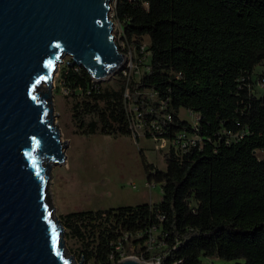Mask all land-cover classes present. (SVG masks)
I'll return each mask as SVG.
<instances>
[{
    "label": "trees",
    "instance_id": "16d2710c",
    "mask_svg": "<svg viewBox=\"0 0 264 264\" xmlns=\"http://www.w3.org/2000/svg\"><path fill=\"white\" fill-rule=\"evenodd\" d=\"M114 13L141 60L149 39L148 71L136 81L124 68L115 88L68 63L62 83L83 134L138 139L133 103L149 138L187 132L199 140L184 152L171 149L166 171L144 159L147 182L161 186L159 203L64 216L83 259L113 264L125 252L161 264H264V95L253 88L264 66V0H117ZM259 80L264 85V71ZM181 110L199 116L197 128ZM150 229L157 241L148 249Z\"/></svg>",
    "mask_w": 264,
    "mask_h": 264
},
{
    "label": "water",
    "instance_id": "95a60500",
    "mask_svg": "<svg viewBox=\"0 0 264 264\" xmlns=\"http://www.w3.org/2000/svg\"><path fill=\"white\" fill-rule=\"evenodd\" d=\"M111 11V0H0V264H77L49 200L51 169L69 146L53 80L65 57L96 83L125 68Z\"/></svg>",
    "mask_w": 264,
    "mask_h": 264
},
{
    "label": "rangeland",
    "instance_id": "374dc122",
    "mask_svg": "<svg viewBox=\"0 0 264 264\" xmlns=\"http://www.w3.org/2000/svg\"><path fill=\"white\" fill-rule=\"evenodd\" d=\"M116 1L111 0L110 13L111 20L114 22V33L117 41L126 51L127 74L138 81L140 76L148 71L149 39H144L141 54L145 58L141 60L136 45L126 40L121 24L115 19ZM70 61V57H65L59 65L52 90L54 120L60 128L62 141L69 143L64 152L66 157L64 166L56 165L51 169L49 200L57 218L64 227V216L73 212L159 203L162 198L161 186L147 182L143 162L146 159L148 164L153 165L156 170L166 171V155L169 153V146L163 147L159 139L147 136L137 116L135 105L129 101L128 111L133 115V131L138 139L135 136L83 134V130L73 117V105L76 100L67 93L62 83L61 73ZM263 71V65L257 66L254 71L253 88L256 96L264 95V85L259 80V75ZM114 78L115 76L103 81V85L117 88ZM179 116L181 120L187 121L192 126L198 121V116L187 110H181ZM258 156L264 158V153H258ZM64 231L65 248L74 257L75 262L80 264L83 259L81 244L69 235L66 227ZM142 261L157 264L155 259ZM83 264L90 263L84 259ZM113 264L118 262L114 261ZM202 264L231 263L217 258H203Z\"/></svg>",
    "mask_w": 264,
    "mask_h": 264
},
{
    "label": "built area",
    "instance_id": "2783aa9c",
    "mask_svg": "<svg viewBox=\"0 0 264 264\" xmlns=\"http://www.w3.org/2000/svg\"><path fill=\"white\" fill-rule=\"evenodd\" d=\"M116 42H118L117 41V37H116ZM120 47H121V45H120ZM122 49L125 50L124 48H122ZM142 49H143V47H142ZM123 53H126V51L123 52ZM151 97H153V96L151 95ZM136 110H137V116L140 118L139 121H140L141 124H143V127L146 130L145 124L143 123L141 114H140L139 109L137 107H136ZM131 116H132V121H133V115L131 114ZM165 119L171 121V116L166 115L165 116ZM198 123H199V116H198V121H197L196 125H194L193 127L197 128L198 127ZM132 127H133V122H132ZM148 130H150V132L152 133V135H154V132L155 131H160L159 128L156 127V125L154 123L152 124L151 128H149ZM154 138L158 139L157 137H154ZM159 140L162 142L163 147H165L167 145L169 146V151L171 149H174L177 152H184L190 146L194 145L195 142L198 141L199 139H198V137L196 135L188 134L187 132H181V133H179L177 135V138L174 139V140H171V141L170 140H167V139H159ZM156 233L157 232H156L155 229H150L149 230L148 241H146V246H147L148 249H151L154 246V244H156V241H157L156 240V237H157ZM128 238L129 237H126V240H128ZM118 250H122V248H118ZM128 257H130V258H137L138 259V257L135 256V255L134 256H128ZM120 258L121 259L118 261V264H119V262L122 259L127 258L125 252L122 253V255H121ZM156 261H157V264H161L160 263V259H157Z\"/></svg>",
    "mask_w": 264,
    "mask_h": 264
},
{
    "label": "bare ground",
    "instance_id": "6f19581e",
    "mask_svg": "<svg viewBox=\"0 0 264 264\" xmlns=\"http://www.w3.org/2000/svg\"><path fill=\"white\" fill-rule=\"evenodd\" d=\"M54 80H55V77H54ZM54 80H53V84H54ZM53 87H54V85H53ZM53 90V89H52Z\"/></svg>",
    "mask_w": 264,
    "mask_h": 264
}]
</instances>
